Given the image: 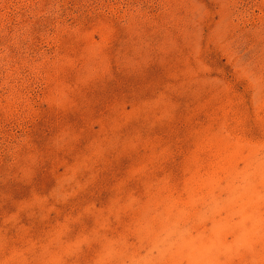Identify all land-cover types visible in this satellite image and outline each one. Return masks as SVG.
Segmentation results:
<instances>
[{"label":"rangeland","instance_id":"obj_1","mask_svg":"<svg viewBox=\"0 0 264 264\" xmlns=\"http://www.w3.org/2000/svg\"><path fill=\"white\" fill-rule=\"evenodd\" d=\"M0 264H264V0H0Z\"/></svg>","mask_w":264,"mask_h":264}]
</instances>
